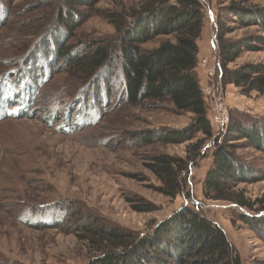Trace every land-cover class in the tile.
<instances>
[{
  "label": "rangeland",
  "instance_id": "374dc122",
  "mask_svg": "<svg viewBox=\"0 0 264 264\" xmlns=\"http://www.w3.org/2000/svg\"><path fill=\"white\" fill-rule=\"evenodd\" d=\"M141 1L100 0L93 12L85 10L90 15L73 35L64 37L62 24L50 40L44 30L56 16L55 0H0V264H90L103 247L88 228L105 224L148 235L187 204L223 228L244 263L264 261V212L263 222L247 223L236 203L204 196L212 139L193 161L182 195L172 198L159 190L161 181L149 167L152 156L184 157L191 144L159 138L167 129L188 127L192 113H176L169 101L128 106L118 66L85 83L61 56L62 49L71 53L94 39L109 41L117 30L108 13L131 11ZM201 1V45L206 41L208 47L211 37L214 43L217 25L229 28L227 40L264 35L259 25H241L234 12L237 6L246 13L264 8V0ZM158 43L157 37L143 47ZM215 55L212 48L199 58L212 61ZM245 63L264 64V45L243 50L230 67ZM200 79L203 85V72ZM224 89L233 112L264 120V94H243L233 83ZM237 153L257 180L236 188L254 201L264 193V152L241 141ZM141 203L152 210L140 209ZM147 264H158V258Z\"/></svg>",
  "mask_w": 264,
  "mask_h": 264
},
{
  "label": "trees",
  "instance_id": "16d2710c",
  "mask_svg": "<svg viewBox=\"0 0 264 264\" xmlns=\"http://www.w3.org/2000/svg\"><path fill=\"white\" fill-rule=\"evenodd\" d=\"M99 1L55 0L56 16L49 18L44 31L49 33L50 40H54L53 32L60 30L63 24L66 28L64 37L69 33L73 35L90 15L85 10L93 12ZM234 12L243 23L241 25L256 24L264 29V8H254L246 13L244 8L237 6ZM205 17L201 0H142L140 6L131 11L108 13L117 30L109 41L94 39L71 53L69 48L60 50L61 56L67 58L71 69L83 75L85 83L103 74L109 66H118L128 106L160 107L161 103L169 101L176 113H192L188 127L167 129L159 138L168 143L191 141L187 155L160 153L152 156L149 162L150 169L161 181V193L176 198L185 192L193 161L202 156L207 139H212L213 164L204 179V196L236 203L244 210L239 212L240 219L247 223L263 222L264 193L251 201L236 187L240 182L257 180L253 171L243 165L237 149L243 141L264 152V120L231 109L225 132L214 131L210 119L211 103L203 93L199 74V42L204 34ZM229 33L227 26L217 25L213 36L224 87L233 83L243 94L256 91L263 95L264 64L230 65L243 50H257L259 43L264 45V35L227 40ZM157 37L158 46L143 47ZM22 109L21 112H27V108ZM196 132H201L203 137L194 140ZM138 207L152 210L147 204L141 203ZM157 228V231L142 236L105 224L88 228L103 247L102 253L90 264H147V260L156 258L158 264H264L261 260L244 263L223 228L198 206L183 205Z\"/></svg>",
  "mask_w": 264,
  "mask_h": 264
},
{
  "label": "built area",
  "instance_id": "2783aa9c",
  "mask_svg": "<svg viewBox=\"0 0 264 264\" xmlns=\"http://www.w3.org/2000/svg\"><path fill=\"white\" fill-rule=\"evenodd\" d=\"M213 48L214 52H217L216 46H213ZM199 68H201L205 78L203 93L212 106L210 113L212 126L216 129L217 133L225 132L230 122L231 107L226 103L225 89L218 71V56L215 55L212 61L207 57L200 58Z\"/></svg>",
  "mask_w": 264,
  "mask_h": 264
},
{
  "label": "crops",
  "instance_id": "0c3cea01",
  "mask_svg": "<svg viewBox=\"0 0 264 264\" xmlns=\"http://www.w3.org/2000/svg\"><path fill=\"white\" fill-rule=\"evenodd\" d=\"M204 36V35H203ZM202 36V37H203ZM202 40V39H201ZM208 43H209V45H208V47H207V45H206V41L204 42V43H202L203 45H201V42H199V45H200V53H199V56H204V55H206L208 52H209V50L211 51V49L213 48V43H212V37L209 39V41H208ZM199 74H200V77H202V72H201V69H200V71H199ZM204 80L202 79V82H203Z\"/></svg>",
  "mask_w": 264,
  "mask_h": 264
},
{
  "label": "water",
  "instance_id": "95a60500",
  "mask_svg": "<svg viewBox=\"0 0 264 264\" xmlns=\"http://www.w3.org/2000/svg\"><path fill=\"white\" fill-rule=\"evenodd\" d=\"M2 117V116H1Z\"/></svg>",
  "mask_w": 264,
  "mask_h": 264
}]
</instances>
